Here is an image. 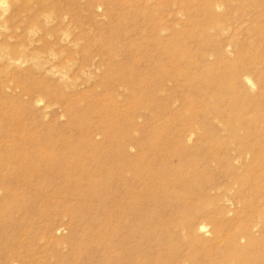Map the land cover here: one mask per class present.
Masks as SVG:
<instances>
[{"label":"rangeland","instance_id":"374dc122","mask_svg":"<svg viewBox=\"0 0 264 264\" xmlns=\"http://www.w3.org/2000/svg\"><path fill=\"white\" fill-rule=\"evenodd\" d=\"M261 2L264 0H249L248 6ZM180 3L187 6L182 15L178 14ZM231 3L234 7L219 18V27L200 11L196 0L3 3L0 14L5 29L0 31V45L10 50L39 51V61L44 60L41 64L48 62L37 71L29 64L21 69L4 67L0 61L1 83L11 85L12 80L26 74L27 87L38 83L42 87L0 91V145L15 155L37 159L52 143L63 168L52 182L27 186L25 199L0 192V264H103L97 234L104 226L118 227L120 235L127 233L135 224L130 208L137 201L125 197L123 190H141L138 181L132 179L134 175L130 180L127 177L123 185V164L131 161L124 156L123 141L130 145L127 154H138L139 158L134 159L138 161L142 155L153 158L155 152L171 147L188 133L192 136L186 146L192 147L202 161L197 184L204 189L216 187L197 203L194 201L190 210L195 215L194 222L203 221L207 226L204 242L188 248L168 236L162 245L150 247V264H158L160 257L172 264L173 259L196 254L212 244L214 234L222 237L219 246L229 253L213 264H244V256H264V243L247 245L240 238V231L251 225L264 204L263 162L257 161L253 170L245 171L242 182L227 186V175L232 170L227 168L224 145L215 143L220 140L225 144L222 141L228 140L233 131L239 136L235 143L257 140L264 131V103L242 106L230 94L220 102L217 88L209 85L217 83L222 65L212 57L207 61L199 59L200 52L210 53L214 47H221L231 64L255 59L254 54L244 55L255 53L260 44L258 39L253 44L250 41L255 29L246 17L251 12L248 7L244 9L246 5L240 7L238 0ZM155 22L169 27L160 38L152 30ZM164 47L170 48L172 54V58L161 61L165 72L182 70L171 65L183 64L178 51L188 49L189 56L184 60L194 62L196 69L190 84L184 82V76L180 77L184 85L170 79L159 81L158 51ZM54 65L63 67L59 79L45 71ZM251 94L254 100L264 98L258 95L257 87ZM39 97L42 100L34 104ZM215 112L221 114L217 120L213 119ZM148 147L155 149L152 155L146 152ZM259 147L263 145L256 144L255 152ZM91 177L92 183L86 181ZM90 185H103L105 198L102 202L86 199L84 207L75 208L83 195L88 196ZM178 192L171 193V205L164 208L170 210L178 205ZM46 194L52 197L45 204L41 196ZM179 208L178 217L167 212L161 218L167 223L178 220L186 210ZM141 224L153 225L146 218ZM233 236L241 248L230 253L226 246ZM104 245L115 247L114 242ZM129 245L127 255L140 254L141 249L134 247L135 238ZM109 255L108 264H123L122 249L116 248Z\"/></svg>","mask_w":264,"mask_h":264},{"label":"bare ground","instance_id":"6f19581e","mask_svg":"<svg viewBox=\"0 0 264 264\" xmlns=\"http://www.w3.org/2000/svg\"><path fill=\"white\" fill-rule=\"evenodd\" d=\"M5 1L6 0H0V10L4 9L3 6L5 4L3 5V3H5ZM196 1H198V5H201L200 11L204 15H206V17L211 18V22L217 27L221 26L219 18L223 17V15L226 14L229 8L234 7L231 3L232 0ZM238 1L241 5L240 7L246 5L244 6L245 8H243L247 9L248 7L249 11L251 12H249L250 14L246 17V19H249L251 24H254L252 26L255 29L252 33L253 37L250 40L251 44H253L256 39H258V41L260 40V44L256 47L255 53L249 52V54H244L245 56L254 54L255 59L245 61V63H242L240 65L231 64L230 62H228L229 59H227V55L225 54V52H223L224 50L221 49V47H214V50L210 53L204 51L200 52L199 59L207 61L209 57H212L216 62L222 65L221 72L217 78V83H210L209 85L210 87L217 88L216 94L218 93V95L216 96V98L220 100V102H223V99H226V96L230 94L235 96V99H233L236 100L234 101L235 103H241L242 106L246 107L250 105L257 106V104L260 105L264 103V98L258 97V99L254 100V97L252 96L251 92L257 87L258 95L264 96V2L257 4L253 3L248 6L249 0ZM181 3L180 5H178L179 8H181L178 9V14L182 15V12L187 9V6H184V4L181 5ZM1 14L0 31L5 29L4 25L1 24ZM152 30H155V34L158 38H160V34L163 32H167L169 30V27L161 22H155ZM63 35H65L66 37V34ZM187 50L188 49L184 48L181 49L180 52L178 51V54L180 55L179 60L183 61V64L176 65L177 63H175L171 65V68L179 66L182 69L177 72H175L173 69H171L170 72H165L161 63L162 59L164 58H172L171 49L164 47L163 50L160 49L158 51L159 64L157 65V69L161 70V73L159 75L160 82L164 80L166 81V79H170L173 82H181V84H183L182 81H180V77L182 76H184V82L187 84H190V82L193 81L192 75L196 72V69H194V62L190 60H184L188 58L187 56H189L190 53L187 52ZM219 50L222 51L220 52ZM37 52H35V50L34 52H27L24 48L10 50L8 49L7 45H0V61H2L1 64L4 67L10 66L21 69L24 65L29 64L28 66L30 68H34L39 71L43 69V65L46 64L48 61H45V63L41 64L44 60L42 62L39 61L40 52ZM226 53H228V51H226ZM51 57L52 55H50V58ZM54 66H48L49 68L45 71L48 74L57 76V78L59 79V77H61V75L63 74V67ZM26 78H28L26 74L23 77H17L12 80L11 85L9 83L0 82V91L6 89H13L15 87H18L21 91L42 89L39 83L27 87V85L25 84ZM41 100L42 99L39 97L36 100L34 99L35 103H33L37 105L38 102H40ZM218 112H215L216 115L213 119L217 120L216 116H221V114H219ZM233 132L234 133L228 140L222 141L226 142L225 144H221L220 140L215 141L217 145H224L226 154L225 158L227 160V168H230L232 170L229 172L230 174L227 175V186L234 185L237 182H242L245 176L244 172L253 170L258 165L255 164L257 161L263 162L262 164L264 165V138H262V135H264V131L262 135H259L257 137V140L253 142L246 139V141H240L237 143H235L234 141H236L239 136L238 134H236L235 131ZM190 136L192 135L188 133L184 139H179L176 140V142H173V145L171 147H165L160 149L159 151L161 152H155L153 158L149 159L148 157L142 155V158L138 161L134 160L137 157L139 158L138 154L134 157L129 156L127 154L126 150L129 148L130 145H125L126 142L123 141L124 156L126 155V157H129L127 159H131L129 164H123V185L128 182L127 177L131 178V175H134L132 176V179L138 181L141 190L138 193H133L132 191L130 192V189L128 188H126V190H123V194L125 195V197L129 196L131 200H133L132 202L137 201V203H135V206L130 208L133 212L132 214L134 215L135 222V224L132 225L131 229L127 233H123L120 235L118 227L113 229L114 227L107 228V226H104V230L100 231L97 234V250H101L99 256L103 264H108L110 260L109 253L113 252V250H115L116 248L123 250V264H150V260L152 258L149 255L150 247H153L156 244L158 246L162 245V242L164 243L166 237L168 236L169 238L171 236V238H174L176 241H180L182 245L187 246L188 248L202 245L199 243L204 242V236L207 226L203 221L194 222L195 215L191 214L190 210L193 208L192 204L194 201L200 200L205 195H208L207 192L214 190L216 187L211 186L207 189H204L203 186H199L197 184V178L199 177L198 167L202 165V161L199 157H197L199 155H196L192 152V147L186 146V140L189 139ZM256 144L259 146L263 145L262 148H258V152H255L254 150ZM148 148L149 149L146 152L152 155L155 149L152 147ZM43 152H45V154L41 157L38 156L39 158L37 159L31 157L28 158L24 155H15L12 150L8 149L4 145H0V192L4 191L6 196H17L18 199L22 200L23 198L25 199L24 192L26 191L27 186L32 185L33 187H35V185H38V183H50L53 181V178L57 177L58 174L62 173L63 164L57 156L58 153L54 151L52 143H49L47 148L43 149ZM254 157L256 158V161L254 160ZM68 167L69 164L67 165V168ZM98 170L99 169L95 171ZM81 171H83V168H80V172ZM239 171H242V173H239ZM92 178L93 177L86 178V181L92 183ZM39 186H41V184H39ZM87 187L88 196L83 195L79 202L74 205L75 208L79 209L84 207V205L87 203L85 202L86 199L97 198L99 202H102V200L105 198V190L103 185H90ZM177 190L179 191L176 194L178 205L175 204V207L172 206L170 210H168V208H164L163 206L167 205L168 207V205H171V197L173 196L171 195V193ZM51 197V195L47 194L42 195L41 201L46 204L49 202ZM2 200L3 199H1V201ZM197 202L198 201H196V203ZM182 206L184 210L186 209L185 214L180 216L178 220L174 219L175 221L167 223L163 218H161V216L164 217V214L167 212L170 216L178 217L180 209L179 207ZM156 208L157 211H155ZM145 218L147 220H152L153 225L145 226L144 224H141L142 220H144ZM77 220L80 221V219ZM157 227H159L160 230L156 229ZM240 234L241 237H239L244 239L247 245H258L260 243H264V204L261 208V211H259V213L255 215L254 220L251 222V225H249L245 229H242L240 231ZM212 237V244H209L206 249L200 250L199 252H196V254H194L195 252H191L189 256L182 258L181 260L179 258L173 259L171 263L213 264V262H216L217 259L224 258V256L229 252L225 253L222 250V247L219 246V242L222 240V237L215 234ZM133 238H135L134 247L140 248L141 252L140 254L133 255V257H131L132 255H127L125 251L128 250L127 247H129L130 251L131 244L129 245V241ZM105 242H114L115 247L104 245ZM227 242L228 243L226 246V250L230 251V253L235 251L236 249L240 250L241 246H239V240L235 239V236H233ZM74 254L75 252H73V255ZM74 258H76V256H74ZM127 258L129 259V261L127 260ZM263 258L264 256L259 255L257 253L251 254L247 257H243V263L264 264ZM167 260L168 259L166 258L164 259L160 257L157 260V263L167 264ZM192 261L195 263H192ZM7 263L12 264L13 261Z\"/></svg>","mask_w":264,"mask_h":264}]
</instances>
